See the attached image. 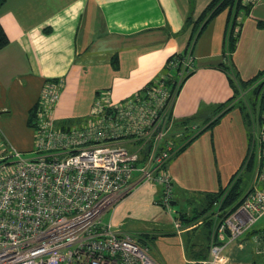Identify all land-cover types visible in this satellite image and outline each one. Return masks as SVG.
<instances>
[{"label":"crops","instance_id":"1","mask_svg":"<svg viewBox=\"0 0 264 264\" xmlns=\"http://www.w3.org/2000/svg\"><path fill=\"white\" fill-rule=\"evenodd\" d=\"M211 1L4 0L0 5V25L9 42L0 49V135L6 146L20 153L32 151L35 136L27 120L47 81L60 84L53 118L57 127L66 128L88 119L99 93L108 92L112 103H120L160 76L169 75L167 60L185 51L196 19ZM251 10L252 7L244 9L242 14L249 17ZM227 14L226 9L208 22L188 54L191 74L182 82L173 101L172 126L163 139L174 151L186 144L167 164L172 185L175 180L178 182L173 171L178 159H173L204 131H210L218 146L227 139L238 145L235 167L224 173L226 165L223 179L218 176L214 188L202 190L200 204L192 213L205 207V195L228 184L248 153V117L237 105L213 127L203 130L214 118L215 107L235 95L229 76L234 81H247L264 70V34L250 38L249 18L242 24L241 15L237 17L235 49L229 60L225 59ZM188 18L190 22L186 21ZM258 22L264 23L258 20L256 25ZM251 48L257 50L256 55L243 56L244 49ZM237 98L232 102L241 100ZM115 144L135 150L128 139ZM233 162L234 157L232 165ZM130 184L131 191L109 207L101 220L112 229L145 235V230L133 231L129 225L158 224L168 210L156 202L161 193L159 185L142 181L137 172L132 174ZM177 202L173 189L170 206ZM190 231L183 227L181 232H172L178 236L186 264L197 260L187 250L196 251V246L191 245L197 243L189 242L185 246L183 241Z\"/></svg>","mask_w":264,"mask_h":264},{"label":"built area","instance_id":"2","mask_svg":"<svg viewBox=\"0 0 264 264\" xmlns=\"http://www.w3.org/2000/svg\"><path fill=\"white\" fill-rule=\"evenodd\" d=\"M261 1L239 3L252 7ZM166 65L169 75L123 102L112 103L108 92L99 93L88 119L66 128L53 118L60 84L45 82L31 120L32 158L9 149L0 135V264H160L138 242L139 235L112 229L101 218L131 191L134 172L159 185L156 202L170 207L173 185L165 166L174 149L163 139L172 126L170 108L180 80L192 66L188 55ZM173 79L178 81L174 87L167 83ZM255 88H260L255 106L247 109L248 155L254 158L249 188L225 214L214 202L211 216L219 222L209 236L208 257L189 264H234L225 249L264 217V74L250 87ZM120 139H128L135 150L115 144ZM172 222L176 232L183 230L174 217ZM256 253L264 262V241Z\"/></svg>","mask_w":264,"mask_h":264},{"label":"rangeland","instance_id":"3","mask_svg":"<svg viewBox=\"0 0 264 264\" xmlns=\"http://www.w3.org/2000/svg\"><path fill=\"white\" fill-rule=\"evenodd\" d=\"M242 12L243 10L239 13V16L241 15L242 17V24L249 18L247 28L251 29L249 32L250 38L253 36L252 39H254L256 35L264 34V28L257 27L256 25L258 20L264 21V1L252 6L249 17L243 15ZM244 52L245 54L243 56L246 57L248 54L256 55L257 50L251 48V50L248 51L244 49ZM172 75L179 79L175 73H172ZM246 94L247 93L242 95L244 102L241 103L245 104L246 99L249 97L251 98L250 94ZM236 152H238V145H235L227 139L218 146V140L215 142L210 135V131L207 130L193 140L191 145L180 153L177 158L173 159H178L173 166V171L178 178V182L175 180L173 183L174 194L178 196V202L167 209L172 217H176L179 211L188 210L185 217H191L196 213H192L191 211L200 204L202 190L214 188L216 186V182L214 183V181L217 180L218 176L220 179H223L222 170L226 165L227 167L224 169V173H227L235 167L237 160ZM34 156L36 155L22 153V157L24 158H32ZM233 157L234 165L231 163ZM239 164L240 162L238 165ZM222 186L224 185L222 184ZM213 207L214 206H212V208ZM168 211L166 212L165 210L167 214L163 216L161 219L162 221L158 224H140L139 227L131 224L128 228L133 231L143 229L145 230L144 232H146L145 234L149 236L155 235V238L149 241L148 248L152 258L160 264H186L181 256L178 236L172 234V232H176ZM195 211L198 212V210ZM211 211L206 213L203 217L192 221L189 225L195 224L198 220L203 219L201 224L191 229L190 233L186 236H183L185 246H187L189 242L197 243L196 248L198 251L207 256L209 253V239L204 228V223L206 220L211 221L212 231L213 227H216L219 222V219L211 218ZM262 229H264V217L249 230L258 232ZM125 232L135 235V233L133 234L127 231V229ZM256 235L257 234L253 235L252 233L245 234L241 239L228 245L224 251V254L228 257V262L234 264H264L261 256L256 253L262 248L263 241H258Z\"/></svg>","mask_w":264,"mask_h":264},{"label":"trees","instance_id":"4","mask_svg":"<svg viewBox=\"0 0 264 264\" xmlns=\"http://www.w3.org/2000/svg\"><path fill=\"white\" fill-rule=\"evenodd\" d=\"M4 2V0H0V5H2ZM228 10V14H227V23H228V29L227 32L225 34V38H224V55H225V59L229 60V57L231 55V53L234 51L235 49V45L238 39V30L236 28L237 26V17L239 16V13L244 10V9H250L249 6L243 7L241 6V4L239 3V0H212L207 6L206 8L202 11V13L199 15V17L196 19L195 23H194V27L192 30V33L190 35L189 41L187 43V47L185 49V51L183 53L180 54H176L171 56L167 61L175 58L178 59L179 61H181L185 56H187L192 48L193 45L196 41V39L198 38L199 34L202 32V30L205 28V26L208 24V22L215 17L217 14H219L220 12L224 11V10ZM187 22H190V18H188L186 20ZM257 25L259 27H263L264 28V23L262 22H258ZM8 38L7 35L5 34V31L3 30L2 26L0 25V49L3 48L4 46H6L8 44ZM115 61L113 59L112 63L115 64ZM221 68H223L225 71L228 70V67L225 65H221ZM191 74V72H189L188 74H186L181 80H180V86L182 84V82ZM264 74V70L259 72L257 75H255L253 78L247 80V81H239L236 79V81H234L230 76H229V81L231 86L233 87V90L235 92V95L232 99H230L229 101H227L226 103L220 104L217 107H215L214 109V118L212 120H210L204 129H209L211 127H213L229 110H231L235 105H237L242 111H244V115L245 117H248V111L247 109L250 107H254L255 106V98H257V95L259 94L260 88H255L253 90L250 89V87L258 80V78L260 76H262ZM171 77H173V75L170 74ZM168 84H171L173 87L178 83L177 79H173V81H167ZM179 86V88H180ZM249 90H251V98H247L245 104L241 103L244 102L243 99L239 100V102H237V100L235 102L234 98H242L241 93L242 92H248ZM178 93V91H177ZM237 95V97H236ZM236 103V104H235ZM241 103V104H240ZM34 109V108H33ZM33 109L30 110L29 112V117L27 120V124L29 126H31V120L33 117ZM249 119V117H248ZM247 119V123H248V138H249V144H250V136H249V120ZM194 137V136H193ZM192 137V138H193ZM191 138V139H192ZM188 143V142H187ZM186 144H184L181 148H179L177 151H174L173 154L171 155L170 159L175 156L179 151H182L184 149V146ZM169 159V160H170ZM169 162V161H168ZM166 166L167 167V164ZM253 163H254V158L253 155H246L241 168L239 169V171H237L229 180L228 184L224 187V188H220L217 192L215 193H208L207 195H205V207L203 209H201V211L197 212L192 215L191 217H185L184 213H179L176 217H174L175 219H177L181 225L183 227H187L189 224H191L192 221L197 220L200 217H203L206 213H208L209 211H211V208L214 204V202L218 201L220 202V205L218 206L217 210H220L219 213H226L229 210L235 209L238 204L239 201L241 199V197L243 196V193L245 191L248 190L250 185V177L252 176V169H253ZM221 199V200H220ZM216 209V208H215ZM212 210H214V208H212ZM211 218L213 219V217L211 216ZM199 221V220H198ZM211 221H205L204 223V228L206 229L207 232V236L209 239V234L211 233ZM209 233V234H208ZM257 234V239L258 241H264V229L259 230L258 232L255 231H248L246 234ZM138 242L142 245V246H146L148 248V243L149 241L153 240L155 238V235L153 236H149L147 234L145 235H139L138 237ZM196 245H191V247H195ZM196 248V247H195ZM149 249V248H148ZM197 249V248H196ZM187 250L191 252V257L197 260H203L206 259L208 256L206 254H203L202 252L198 251V249L195 251L191 248H187ZM254 263V262H253Z\"/></svg>","mask_w":264,"mask_h":264},{"label":"water","instance_id":"5","mask_svg":"<svg viewBox=\"0 0 264 264\" xmlns=\"http://www.w3.org/2000/svg\"><path fill=\"white\" fill-rule=\"evenodd\" d=\"M171 204V203H170Z\"/></svg>","mask_w":264,"mask_h":264}]
</instances>
